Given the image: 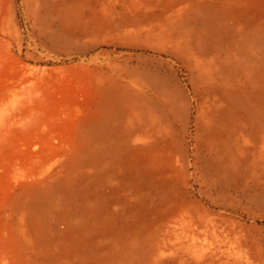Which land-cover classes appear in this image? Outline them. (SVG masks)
<instances>
[{
  "label": "rangeland",
  "instance_id": "rangeland-1",
  "mask_svg": "<svg viewBox=\"0 0 264 264\" xmlns=\"http://www.w3.org/2000/svg\"><path fill=\"white\" fill-rule=\"evenodd\" d=\"M0 264H264V0H0Z\"/></svg>",
  "mask_w": 264,
  "mask_h": 264
},
{
  "label": "bare ground",
  "instance_id": "bare-ground-1",
  "mask_svg": "<svg viewBox=\"0 0 264 264\" xmlns=\"http://www.w3.org/2000/svg\"><path fill=\"white\" fill-rule=\"evenodd\" d=\"M215 118L213 140L211 141V155L205 160L204 164L209 169L217 167L224 160L226 148L230 145L229 137H231L229 134H226L228 130V114L221 112Z\"/></svg>",
  "mask_w": 264,
  "mask_h": 264
}]
</instances>
